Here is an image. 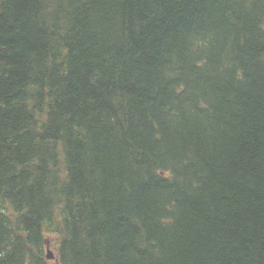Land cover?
I'll list each match as a JSON object with an SVG mask.
<instances>
[{
	"label": "trees",
	"instance_id": "obj_1",
	"mask_svg": "<svg viewBox=\"0 0 264 264\" xmlns=\"http://www.w3.org/2000/svg\"><path fill=\"white\" fill-rule=\"evenodd\" d=\"M52 258L264 264V0H0V264Z\"/></svg>",
	"mask_w": 264,
	"mask_h": 264
},
{
	"label": "rangeland",
	"instance_id": "obj_2",
	"mask_svg": "<svg viewBox=\"0 0 264 264\" xmlns=\"http://www.w3.org/2000/svg\"><path fill=\"white\" fill-rule=\"evenodd\" d=\"M53 240H56V236L54 235H49ZM50 251H55L56 248H55V245H50V248H49ZM51 264H58L57 263V260H55L54 258L51 259Z\"/></svg>",
	"mask_w": 264,
	"mask_h": 264
},
{
	"label": "bare ground",
	"instance_id": "obj_3",
	"mask_svg": "<svg viewBox=\"0 0 264 264\" xmlns=\"http://www.w3.org/2000/svg\"><path fill=\"white\" fill-rule=\"evenodd\" d=\"M69 193V192H68Z\"/></svg>",
	"mask_w": 264,
	"mask_h": 264
}]
</instances>
